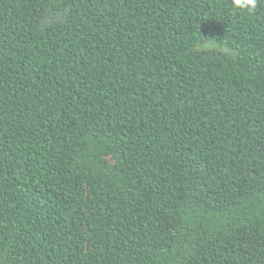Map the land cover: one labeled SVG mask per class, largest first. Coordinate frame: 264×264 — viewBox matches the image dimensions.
Here are the masks:
<instances>
[{
    "label": "trees",
    "instance_id": "16d2710c",
    "mask_svg": "<svg viewBox=\"0 0 264 264\" xmlns=\"http://www.w3.org/2000/svg\"><path fill=\"white\" fill-rule=\"evenodd\" d=\"M0 264H264V0H0Z\"/></svg>",
    "mask_w": 264,
    "mask_h": 264
},
{
    "label": "clouds",
    "instance_id": "9594fccd",
    "mask_svg": "<svg viewBox=\"0 0 264 264\" xmlns=\"http://www.w3.org/2000/svg\"><path fill=\"white\" fill-rule=\"evenodd\" d=\"M260 0H230L233 9L254 13Z\"/></svg>",
    "mask_w": 264,
    "mask_h": 264
}]
</instances>
